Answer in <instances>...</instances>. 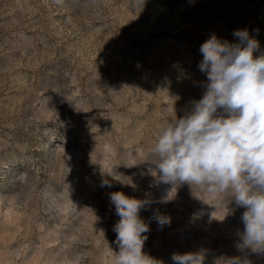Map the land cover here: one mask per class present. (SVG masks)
<instances>
[{"label":"rangeland","instance_id":"rangeland-1","mask_svg":"<svg viewBox=\"0 0 264 264\" xmlns=\"http://www.w3.org/2000/svg\"><path fill=\"white\" fill-rule=\"evenodd\" d=\"M237 29L264 50V0H0V264H113L116 191L151 201L144 251L163 264L197 250L264 264L237 246L230 194L170 193L146 161L204 94L201 44Z\"/></svg>","mask_w":264,"mask_h":264},{"label":"clouds","instance_id":"clouds-1","mask_svg":"<svg viewBox=\"0 0 264 264\" xmlns=\"http://www.w3.org/2000/svg\"><path fill=\"white\" fill-rule=\"evenodd\" d=\"M233 36L235 43L213 34L201 44L204 94L183 116L160 125L146 161L159 183L172 185L170 193L188 184L213 196L230 194L228 203L244 209L238 248L264 254V50L248 29L234 30ZM110 202L120 217L114 225L118 251L109 247L113 264H163L144 251L150 227L140 212L151 201L116 191ZM150 219L161 229L171 224L158 209ZM206 257L203 250L172 254L174 264H205ZM225 260L251 264L240 257Z\"/></svg>","mask_w":264,"mask_h":264}]
</instances>
